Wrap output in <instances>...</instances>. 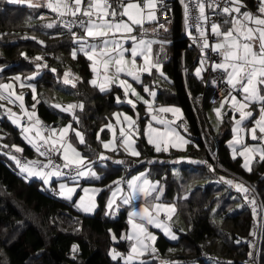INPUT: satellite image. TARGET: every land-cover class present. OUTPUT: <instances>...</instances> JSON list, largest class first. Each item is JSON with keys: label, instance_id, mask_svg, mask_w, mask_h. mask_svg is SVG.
Here are the masks:
<instances>
[{"label": "trees", "instance_id": "obj_1", "mask_svg": "<svg viewBox=\"0 0 264 264\" xmlns=\"http://www.w3.org/2000/svg\"><path fill=\"white\" fill-rule=\"evenodd\" d=\"M40 3L43 6L30 7L22 2L0 0V83L10 81L13 75L21 77L26 82L18 88L24 97V107L48 120L51 126L63 117H72V128L81 131L85 139L84 144L75 141V145L98 173L99 179L94 182L100 185V191L95 197V210L86 213L75 206L79 190L65 199L50 188H42L41 179L22 172V161L29 163L39 158L34 146L37 139L34 143L25 141L20 126L8 117L11 109L20 108L8 98L0 99L3 106L0 107V264H126L121 256L114 260L110 252L124 249L121 234L128 222L127 207L122 205L116 216H111L104 212V205L118 179L141 172L150 180L158 181L159 199L173 202L175 215L181 221L172 226L177 234L174 242L157 235L153 244L157 253H153L150 264L163 260L167 264H247L244 259L249 244L245 240L251 230L252 214L245 204L246 196L243 193L244 202L231 209L232 201L218 195L219 186L212 182L187 188L190 181L208 176L236 179L259 196L263 218L256 264H264V160L255 157L249 171L242 167L239 155L233 158L227 144L233 119L229 112L223 113V107L217 115L218 102L210 101L211 84H205L194 74L197 50L181 33L178 2L171 9L167 30L161 29L158 33L165 40L161 43L166 53L161 63L164 77L151 70V74L142 75L138 87L141 90L147 84L149 90H155L154 108L169 104L180 108V118L170 112L167 113L172 119L158 117L173 122L190 143L182 150L159 152L153 150L144 136L145 106L136 100L135 108L125 101L117 103V97L121 96L119 87L111 86L101 92L98 86L91 85L88 59L81 53L73 59L71 50L77 43L61 28L52 10L43 1ZM243 3L249 10L258 12L253 0H243ZM50 23L53 26L46 27ZM158 46L159 43L154 44V52ZM37 56L43 58L47 67H37L42 61L35 60ZM37 72L33 79H25ZM65 72L71 74L72 83H64ZM29 84L35 88V100ZM14 86L18 87L15 82ZM226 100L228 103L229 97L224 103ZM68 104H83V109H72L71 116L70 112L55 107ZM210 105L219 121L217 133L211 131L205 114ZM116 109L136 117L134 137L139 156L122 150L121 142L115 139L119 131L114 134L113 153L103 150L102 142L110 136L106 126ZM73 116L78 118V123ZM70 138H74L73 131H69ZM13 145L22 151H15ZM101 152L106 154L105 159L98 158ZM181 157L188 165L182 164L179 177H175L171 167ZM116 158L122 163H117ZM215 207H218L219 222L211 215Z\"/></svg>", "mask_w": 264, "mask_h": 264}, {"label": "snow or ice", "instance_id": "obj_2", "mask_svg": "<svg viewBox=\"0 0 264 264\" xmlns=\"http://www.w3.org/2000/svg\"><path fill=\"white\" fill-rule=\"evenodd\" d=\"M12 3L20 2V0H10ZM162 3V0H160ZM197 2L200 4V13L201 17H203L205 20H207V17L204 13L205 4L207 3V0H205L204 3H200V0H197ZM260 7L258 8V12L261 14V16H255L253 13L249 11H241L242 8L246 7L243 3V0H226V3L229 4V6L223 7L220 9V5L217 2V0H212V4H215L217 9H220L223 13H225L229 19L225 21V23H231L232 27L229 28L227 31H222V26L218 25L216 23H213L211 25L212 32L215 33L217 36H222L223 40L221 42H218L215 45H210L207 41V38H205L204 47L209 48L211 47L213 51H219L223 49V62L217 63L214 65V69H222L227 74V83L233 88L237 89L238 91H241L244 93L243 100H238L236 96L231 95L229 93V97L231 100V105L233 108H235L240 113V119L236 120L237 126L241 124V122L249 117L253 116V113L251 111H245L246 108L249 107V103L253 101L259 100L262 104L260 112L261 116L260 119L256 121V125H258L259 133L264 134V89L260 88L259 85H264V0H258ZM27 3L30 7H41L43 6L39 0H37L36 3H33L32 0H27ZM118 7L114 6L113 3H111V0H87V3L85 5V0H47V7L50 8L53 12H57L59 15L64 16L70 14L72 17L76 18L78 16H84L88 17V19L85 20H79L78 24L79 27L84 29V36H78L75 32H72L73 36V43H80V49L79 51L84 52L85 56L88 60L92 61L94 54L98 56L100 62L103 64L104 72L108 73L112 70L114 67L115 72L113 76H105V80L108 84H111L113 82L114 77L118 78L119 74L123 73L127 76L132 77L133 80L139 82L140 77L136 75V72L130 69H127V58L124 56L125 51H129L128 49L123 48V46L116 41L110 42L105 39L109 34L115 35L116 33L126 32V33H132L134 31V28L132 25H138L143 32H147L148 29L144 28L145 19L144 17L147 16V22L157 21V0H128L127 3H124L123 0H117ZM212 4H207L208 7H212ZM147 9V11H146ZM233 13L239 14V16L245 18L251 23H254L256 25L255 28L248 26L245 24L241 19H238L237 16H233ZM185 14L187 16V8L185 9ZM95 15V19H93V16ZM139 16V19L137 18ZM121 17H127V20L131 23H128L124 19H121ZM73 23H76V21H73ZM53 25L47 24L46 27L51 28ZM66 27H68L69 31H71L72 24H66ZM157 27L161 29H165L164 24H157ZM153 32L156 31V28L152 29ZM235 33V35H234ZM201 36H204V33H201ZM85 37L97 39L100 40V44H89L88 41L85 39ZM134 42V47L130 50L131 51V57H132V65L136 66V58L137 56H142L145 64L150 65L148 68H138V71H148L149 74H151V69L155 68L157 71H160V64L157 61L152 60V56L150 55L152 53L151 48V42H145L143 39L137 41L135 36L130 37ZM160 43H164V41H161ZM258 46V50H257ZM242 53V54H238ZM21 55H25L24 53H21ZM73 59L77 56V50H73L71 53ZM25 58H27L25 56ZM43 58L40 56L35 57V60H42ZM37 67H41V65H37ZM43 67H47V65H43ZM231 69V70H229ZM93 73H97L98 69L97 67L91 68ZM52 71H55V69H52ZM200 74V69H197V75ZM71 74L69 72H65L64 74V83L69 84L72 83V80L69 79V76ZM161 75H163V72L161 71ZM17 81H20V86L24 87V83L21 80V77L17 76L14 78ZM25 79L31 80L33 79V76L26 77ZM75 79H79V77H76ZM89 83L93 86H97L96 79H93L89 81ZM120 86L124 89L125 96L127 97L129 95V90H131V96L137 97V99H143L140 97L139 93L133 88L132 84L129 83L125 79L119 80ZM28 87L32 88V91L34 93L33 99H36L35 96V88L32 87V85H27ZM73 87H75V84H73ZM12 84H0V89H11ZM99 89L101 92L106 91V86L104 83L99 84ZM145 92H150L149 88L145 86L144 88ZM14 93H10V95H13ZM150 95L155 96V92H150ZM4 97H0V99H3ZM23 94H16V100L21 101V108L24 109L23 105ZM117 101L120 102L119 97H117ZM14 102V101H10ZM145 103H148V101H144ZM227 100L225 101V103ZM127 103L131 104L133 108H135V102L132 99H128ZM223 106V103H222ZM0 107H3L0 105ZM35 108V104L32 106ZM55 107L61 108L63 111H69L72 109H75L79 107L81 110L83 109V104H68L67 106H61V105H55ZM159 112H179V109L175 108H168V107H160L158 109ZM217 115H220V109L215 110ZM24 114L28 116L29 120L33 116H35V112H27L26 109H24ZM17 113L12 112L11 116H16ZM114 115H124V120L129 121V129L132 133H135L136 129L133 128V125L135 124V121L132 119V117L126 115V114H114ZM154 120L156 119L155 116L152 117ZM73 119L78 121V118L76 116H73ZM158 123H165L162 120H158ZM13 123H16L14 120ZM36 123L39 124L40 121L37 119ZM106 127L111 128V125H107ZM72 130L75 132L76 137L79 138V143L84 144L85 139L83 134L80 131H77L76 129L72 128V125H66L64 128H61L57 130L56 128H51L50 133L51 135L45 137L40 134V132H37L36 135L40 136L41 141L43 144L41 146H37V151H40V147L43 145H49L50 147L46 149V151H40V155H46L47 153L53 151V150H59L57 149V140L53 139L54 136L59 134V140L60 145L59 147L64 149V155L63 159L65 161L64 167H70L75 166L77 175L80 177H84L85 175H92L96 176L97 179L99 177L96 175L95 172H89L86 173L85 171L80 170L84 165L85 157L81 156V154L77 151L76 147L70 142V140H65V137L67 136L69 130ZM22 130L25 134L29 133L31 131V128L28 126H22ZM238 129H234V131H237ZM103 131V129H101ZM252 133V139L258 140L264 138V136H258L257 135V127H253L250 129ZM149 133H155L157 134L158 141L153 140L151 135H149L148 142L150 144H155L156 148L155 150L157 152L161 151L160 142H163L165 137L169 135L168 130H162L158 128L152 127L151 124L147 125L146 129V135ZM120 136L123 138L121 140V143H125V140L127 139L125 132L123 129H121ZM25 139H28V136L25 135ZM97 139L99 140V134L97 136ZM32 143V141H29ZM235 143L239 144L240 141L236 140ZM134 143V141H133ZM36 146V145H34ZM102 146L107 150H113L110 148L109 142H102ZM7 147V146H5ZM15 151H22L21 148L13 145L12 146ZM125 147L127 148V144L125 143ZM71 150V153L75 158H71L68 155V151ZM130 155L133 156H139L140 153L138 151H135L131 148H127ZM163 150H167V148H164ZM250 151H254L253 149H250L247 146H244L243 151L240 153L241 156H245L246 153H249ZM260 159L264 160V151L259 152ZM15 159V157H12ZM101 159H105V157L101 154ZM235 158V156L233 157ZM19 163V161H17ZM30 163H36V162H30ZM52 161L49 160V164H51ZM117 163H122V161H117ZM48 165H45L47 167ZM242 167L247 168L249 171H251V168L249 167V164L246 159V163L242 165ZM21 171H27L29 175H37L41 174L39 172H33L31 168H21ZM45 176L49 175H56L60 176L63 175L60 171H55L53 173H43ZM143 176V174H141ZM140 177H133V181L139 180ZM133 181H129V186L133 188V191H139L143 192L145 195H149L151 191L156 190V186L150 184L148 180H144L142 185H136L133 183ZM49 181L47 179L44 180V183L47 184ZM227 183L232 184L233 181L229 180ZM144 185H148V187H144ZM236 188L241 191L242 193H249L250 189L245 187L243 184H236ZM61 192L60 194L63 195L65 198L70 199L71 195L76 191L75 188H68L65 185L60 186ZM84 191L87 193L89 190L84 189ZM98 191V190H94ZM115 196V193H113ZM156 200H159V197L157 196L155 198ZM84 197L80 198V202L78 204L79 207L82 208L83 211L88 212L91 211L95 205L89 200L88 204L83 203ZM129 199H125L124 203H129ZM113 201L110 200L108 203V207L111 208ZM254 203V201H253ZM153 210H155V216L153 215ZM164 211L166 213H172L175 212V206L171 204H162V203H156L149 207H145L141 211H132L129 213V224L132 225L134 229L137 230L136 235H125L124 239H127L129 241L136 240V243L131 244V251L128 254L126 258V264L128 262L133 261L139 256H143L145 252L148 250L147 241L151 240L155 242L156 236L153 235L148 231V229L145 227L143 222H136L133 220V217H140V220L143 221L147 219L148 224H154L158 228H162L166 235H169L172 240H176L177 236L175 234H172L171 228L168 227L163 223V221L157 222L156 217L160 215V212ZM168 219H171L170 216H168ZM115 239V237H113ZM76 246H73V251H75ZM151 251L153 253L156 252L155 247L151 248ZM110 255H112V258L115 260L117 257H120L121 254L119 252H110Z\"/></svg>", "mask_w": 264, "mask_h": 264}, {"label": "crops", "instance_id": "obj_3", "mask_svg": "<svg viewBox=\"0 0 264 264\" xmlns=\"http://www.w3.org/2000/svg\"><path fill=\"white\" fill-rule=\"evenodd\" d=\"M40 1H43L44 5H47V0H39V2ZM20 2L25 3V4H28L27 3V0H20ZM32 2L33 3H36L37 0H32ZM127 2H128V0H126L124 3H127ZM247 11L253 13L255 16H261V14L259 12L251 11L249 9H247ZM137 18L139 19V16ZM121 19H124L128 23H131L130 21L127 20V17H122ZM144 19L146 21L145 24H144V27H146V29H150L151 24H152L153 21L152 22H147V16H145ZM238 19H241L245 24H247L250 27H253V28L256 27V25L254 23L249 22L248 20H246L243 17L238 18ZM226 20L227 19H225L224 17H221V19L217 23L218 25H221L222 26V30L223 31H227L229 28L232 27V24L231 23H225ZM132 27L134 28V31L132 32V35L135 36V33L134 32L137 31L138 29H140V27L138 25H132ZM181 30H182V27H181ZM124 33H126V32H123L122 31L121 33H116L115 35L109 34V37H111V38H109L107 36L105 39H107L110 42V44H111V41L119 42L123 46V48L129 50V51H125L124 52V56H127L128 57L127 58V61H128V63H127V69H130V70H133V71L136 72V75H138L140 77L139 82L133 80L132 77L127 76V75L121 73V74H119V77L118 78H115L114 77L113 82L111 84H108L106 82V80H105V76L106 75L107 76H113V74L115 72V69L113 67L110 72L105 73L104 72V68H103V64L100 62L98 56H96L95 54L93 56V60L92 61L88 60L89 61V69L91 71V77H90L89 81H91L93 79H96L97 86H99V84H101V83H104L105 86H106V88H108V89L111 86L119 87L121 89V96L119 97L120 102H124V101L126 102L127 99H132L133 101L134 100L139 101L140 103H142L145 106V109L144 110H145V114H147V117L145 119V124H144L143 132H144V136H145V139H146L147 142H148L149 135H151V137H152L153 140H157L158 141L157 134H155V133H149V134L146 135L147 125L148 124H151L152 127H154V128H158V129H162V130H165L166 129L169 132V135L167 137H165L164 141L163 142H160L161 149H164V148H167V150L168 149H176V150H182V149H184L185 146L188 143H190L189 142V139L185 135H183V133L177 128V126L173 122H170L167 119H162V118L158 117L159 115H156L154 113V111H153V109H154L153 97L154 96L151 97L149 95H150V92L151 91L152 92H155V90L154 89H151L150 92H145L144 88H145V86L147 84L142 85L141 90L139 89L138 85H140V81L142 79V75L145 74V73H148V71H138L137 69L138 68H148V67H150V65L145 64V61H144V59H143L142 56H137V58H136V66L135 67L132 65V57H131V51L130 50L134 47L133 40H129V41L123 40L122 43H121L120 40L116 39L117 36H122V35H124ZM84 35H85V33H84V29H83V35L82 36H84ZM234 35H235V33H234ZM149 37H153V41H152V53L155 55V52H154L155 51L154 50V44H158L159 43V45H161L160 42L161 41H165V40H164V38H160L159 36L158 37L149 36ZM219 37L220 38H223L222 36H219ZM85 39L88 41L89 44H100L101 43L100 40H97V39H92V38H88V37H85ZM136 40L139 41L138 39H136ZM79 49H80V43H77L76 47L73 48L71 50V52H73V50H77V53H81V54H83L85 56L84 52L79 51ZM257 50H258V46H257ZM37 64L43 66V65H45V61L42 60L40 63H37ZM92 67H97L98 72L97 73H93L92 70H91ZM151 70L152 71H156V73H158L159 75H161V71L159 72L155 68H152ZM229 70H231V69H229ZM161 76L164 77V74L161 75ZM69 78H70V76H69ZM120 79H125L129 83H131L132 86H133V88H135V90L139 93L140 97H142L143 99H137V97L131 96V90H129V95L127 96L128 97L127 98L125 96L124 89L119 84V80ZM259 87L262 88V89H264V85H259ZM231 89H232L231 90V95L236 96L238 100H243V96H244V93L243 92L238 91L237 89H233L232 87H231ZM1 91L4 92V90H1ZM7 94H9V93H7ZM262 94H264V92H262ZM147 95H148V97H147ZM228 97H229V95H228ZM144 101H148V103H145ZM120 102L117 101V103H120ZM16 104H17V106L20 109H11V111L8 114V117L12 120V122L15 120L16 121L15 124L18 125V126H20L21 134H22V136H23L24 139H25V135L28 136V139H25V141L27 143H30L29 141L31 140L32 143H34L35 139H40V136H37L36 133L37 132H40V134L42 135L43 131H40L37 128V123H36L35 120H32V119L29 120L28 116L24 114V109H26V108L25 107H24V109L21 108V101L17 100V103ZM225 105L226 106H225V109H224L223 113L229 112L230 113V116L233 119L232 120V123H231V129H230L231 135H230V137H229V139L227 141L231 154L233 156L239 155L241 157V159H242V164L243 165L246 163V159H247L248 164L250 163L251 158H253V160L255 159V157L257 159H260L259 152L260 151H263L264 138L260 139V141L253 140L252 139V133H251L250 129H252L253 127H257V135L260 134L261 136H264V134L259 133L258 125H256V121L259 120L260 119V116H261V112H260V109H261V106H262L261 102L259 100H257V101H253V102L249 103V107L246 108L245 111H251L253 113V116L252 117H249V118H247L245 120H243L239 126H237L236 120H239L240 119V113L235 108L232 107L230 97H229L228 103H226ZM164 107L179 109V112H170V113L174 114V116L176 118H180V116H181V110H180V108L178 106L172 105V104L170 105L169 104V105H164ZM115 111L120 112L119 114H126V115L132 117V119L134 121L136 120L135 115H131L130 113L124 111L123 109H116V110L113 111V113ZM12 112L17 113V115L14 116V117L11 116V113ZM27 112H29V111L27 110ZM119 116L124 118V115H119ZM153 116L156 117L155 120L152 118ZM112 119H110L111 121L108 123V125H111V130L115 129L114 130L115 131L114 134H115L118 131V129H117L116 122L113 121L114 119L113 120ZM158 120H162L165 123H158L157 122ZM110 123H112V124H110ZM135 124H136V122H135ZM135 124L133 125V128H135ZM22 126H28V127H30L31 128V131L29 133L25 134L23 132V130H22ZM234 129H238V130L237 131H234ZM129 131H130V129H129ZM134 135L135 134L133 133V141H134V143H133V141H130L129 144H128L129 146L127 145V148H131V149L132 148L133 149L135 148V151H138L137 148H136V146H135V137H134ZM127 140L128 139L125 140V143L128 142ZM236 140H239L240 143L239 144L235 143L234 141H236ZM113 142L115 143L114 136H113ZM125 143H123L124 144V147H121V148L126 153H129L126 150ZM130 143L132 145L134 144L133 147H132V145L130 146ZM150 145H152L153 146V150L155 152H157L155 150L156 145L155 144H150ZM244 146H247L250 149H253L254 151H250L249 153H246L245 156H241L240 153L243 151ZM113 150H107V151L112 152ZM100 154H102L104 157L106 155L105 153H102V152ZM58 156L60 157L59 152H58ZM98 158H99V156H98ZM115 161H119V159L116 158ZM26 168H31V170L33 172H39V173H41V174H37V175H29V174L28 175L29 176H35V177L41 179L42 180L41 181L42 185L45 184L44 183V180L45 179H47L49 181V176L43 175L42 172L40 170L34 168L33 165H29L28 164L26 166ZM24 172L28 173L27 171H24ZM97 176H98V173H97ZM133 177H140V179L139 180H136V181H133ZM61 178L63 179V176ZM145 179L148 180L150 182V184L156 186V190L155 191H151L149 195H145L143 192H139V191L134 192L133 191V188L129 186V181H133V183L136 184V185H142L143 184V181ZM54 180L55 179H52L51 181H49L46 184L47 187H49L51 189V186H49L48 184H52L54 182ZM91 183H93V184L95 183L94 182V179H93V181ZM81 184L82 185H85L86 183L85 182H81ZM114 186H118V187H116V189L112 190L111 191L112 193L110 194V196H111L110 197V200L113 201L112 207L115 208V213H117V209H119L122 205L123 206L125 205L127 207V219L128 220H129V213L132 212V211H134V210L141 211V213H142L143 208H145V207L151 208V206L154 205V204H156V203L174 205L173 202L162 201L160 199L159 200H156L155 199L157 196L159 197V194H160L159 183L156 180H150L145 175L141 176V174H135V175L133 174L132 176H129L127 179L120 178V179L117 180V182H116V184ZM43 187L45 188V186H43ZM144 187H148V185H144ZM98 188H99V191H100V187H98ZM77 190H79V189H77ZM54 191H55V193H57V190H54ZM95 192H97V191H95ZM98 192H97V194H98ZM113 193H115V196L113 195ZM97 194H96V196H97ZM108 195H109V193L107 194V197H108ZM81 197H84L83 203L88 204L89 203V200H91V202L96 207L95 197L92 198V196H90V195H88V194H86L84 192V193L79 194V196H77V198L75 200V206L79 210H81L82 212H85V211L82 210L81 207L78 206ZM65 199H67V198H65ZM125 199H129L130 202L129 203H124V200ZM95 207H93L91 211H88L86 213L93 212L95 210ZM175 211H176V209H175ZM153 215L155 216V210H153ZM174 215H175V212L166 213L164 211H161L160 212V215L156 217V220H157V222H159V221L162 220L165 225H167L168 227L171 228L172 234H175L177 236L176 232L172 228V226L175 225V224H177V223H173V221H171V219H168V216H170L172 218ZM133 220L136 221V222H143L144 225H145V227L148 229V231L150 233H152L153 235H155L156 237H157L158 234H161V235H163L165 237V239L167 241H169V242H174L175 241V240H172L169 235H166L165 232H164V230L162 228H158L154 224H148L147 223V219L141 221L140 220V217L137 216V217H133ZM136 234H137V230L134 229L132 227V225L129 224V222H127L126 229L121 234V238L124 237L125 235H136ZM122 239H123V242H125L127 240V239H124V238H122ZM133 243H136V240H132V241L127 240V244L126 243L124 244V249L119 252L121 254V258L125 262H126V258L128 256V254L131 251V244H133ZM153 244H154L153 241L148 240L147 241L148 250L145 252V254L143 256L137 257L136 259H134L131 262H128V264H150V261H151L152 256L155 255L151 251V248L153 247ZM155 253H157V252H155ZM158 264H167V261L166 260H163V261H161Z\"/></svg>", "mask_w": 264, "mask_h": 264}, {"label": "built area", "instance_id": "obj_4", "mask_svg": "<svg viewBox=\"0 0 264 264\" xmlns=\"http://www.w3.org/2000/svg\"><path fill=\"white\" fill-rule=\"evenodd\" d=\"M126 0H123L125 2ZM178 2L180 7V14H181V33L183 36L188 40L189 44L195 47L197 50V58H196V64L194 66V74L198 79H202L204 83L206 84L209 82L211 84V91H210V101L211 102H218V109L221 108L222 103L224 102L225 98L228 97L229 93H231V86L227 83V75L222 69H214V65L217 63L223 62V49L219 51H213L211 47L205 48L204 42L205 38H207V41L210 45H215L218 42H221L223 38H220L215 33L212 32L211 25L213 23H218L221 17H224L225 19H229V17L223 13L220 9L223 7L229 6V4L226 3V0H217V2L220 5V9H217L215 4H212V0H207V3L205 4L204 13L207 17V20H205L203 17H201L200 13V4L197 2V0H162V3L160 0H157V21H153L151 24L150 29H148L147 32H143L142 29H138L135 31L136 39L140 40L143 37H149V36H155L158 37V33L161 30V28L157 27V24H166L171 20L172 13L171 9L173 7V4L175 2ZM205 0H200V3H204ZM87 3V0H85V5ZM111 3H113L114 6L118 7L117 0H111ZM207 4H212V7H208ZM253 4L255 8L258 10L260 7V4L258 0H253ZM245 5V4H244ZM187 8V16L185 14V9ZM247 7H244L241 9V11H247ZM53 12V11H52ZM54 17L58 24L61 26V28L68 33L70 36H72V32H75L78 36L83 35V29L79 27L78 21L79 20H87L88 17L84 16H78L76 18L72 17L70 14L61 16L57 12H53ZM233 16H237V18H241L239 14L233 13ZM122 18V17H121ZM93 19H95V15L93 16ZM73 21H76V23H73ZM66 24H72L71 31H69L68 27H66ZM146 28V27H144ZM156 28V31L153 32L152 29ZM204 33V36H201V33ZM73 37V36H72ZM242 54V53H238ZM156 59L162 63L165 60V49L162 45H159L156 52H155ZM200 69V74L197 75V69ZM99 87V86H98ZM108 90V88H106ZM155 111L158 112L159 116L164 115V117H167L168 119H172V115L164 112H159V108H154ZM32 120H39L40 123L37 124V127L40 131H47L51 128V123L44 119L40 118L37 115L33 116L31 118ZM22 120V119H21ZM112 124V123H111ZM258 136H261L258 134ZM118 143L121 142L122 137L120 135H117L115 137ZM257 141H260L258 139ZM36 148L37 146H41L43 142L41 139H37L35 141ZM50 145H43L40 147V151H46L47 148H49ZM40 151H38L39 158H37L35 161L36 163H27L26 161H22V166L26 167L28 164L33 165L34 168L40 170L43 173L49 170H57L63 173V176L66 177H75L77 176V171L75 166L70 167H64V162L60 159L58 156L57 150H53L46 155H40ZM49 160L52 161L51 164H49ZM45 165H48L45 167ZM247 188L250 189V192L245 194V204L248 207V209L251 211V218H250V226L251 230L246 237V242L249 244V252L247 256L245 257L244 261L247 264H256L257 263V257H258V244L260 239V230H261V223H262V213H263V206L262 202L259 198V196L254 192H252L251 187L247 186ZM254 201V203H253ZM127 244V240L125 241Z\"/></svg>", "mask_w": 264, "mask_h": 264}, {"label": "rangeland", "instance_id": "obj_5", "mask_svg": "<svg viewBox=\"0 0 264 264\" xmlns=\"http://www.w3.org/2000/svg\"><path fill=\"white\" fill-rule=\"evenodd\" d=\"M146 11H147V9H146ZM223 31V30H222ZM131 36H134V35H132V33H124V35H122V36H117L116 37V39H118V40H120V42L122 43V41L123 40H127V41H129V40H132L130 37ZM109 37V36H108ZM109 38H111V37H109ZM112 40V39H111ZM143 40L145 41V42H151V48H152V41H153V37H143ZM112 42V41H111ZM151 56H152V60L153 61H157V62H159L157 59H156V56L153 54V53H151L150 54ZM126 58H128L127 56H125ZM165 57H166V53H165ZM159 64H160V71H161V63L159 62ZM159 71V72H160ZM38 74V72L37 73H33V74H31V75H29V76H36ZM28 76V77H29ZM13 78L10 80V81H2L0 84H12V88L11 89H1V90H4V92H2L1 90H0V96H2V97H6V98H8L9 100V102L10 101H14V103H17V100H16V94H21L20 92H21V90L20 89H18V88H20L21 86H20V81H17V80H15L14 82H15V84L18 86L17 88L14 86V82L12 81V80H14V78L15 77H17V75H13L12 76ZM22 80V79H21ZM23 83H24V85H25V81H23ZM152 92V91H151ZM7 93H9V94H7ZM10 93H14L13 95H10ZM4 95V96H3ZM149 96H151L152 97V95H149ZM4 97V98H5ZM128 98V97H127ZM126 98V99H127ZM128 100V99H127ZM127 100H126V102H127ZM10 103H12V102H10ZM218 105H219V103H217V107H218ZM62 106V105H61ZM64 106H67V105H64ZM225 103L223 102V106H221V107H223V110L225 109ZM221 109V108H220ZM68 112H70L71 113V110H69ZM120 112H118V111H115L114 113L112 112V115H111V118H113L112 120L113 121H115L116 122V124H117V129H118V131L119 132H121V129H123L124 130V132H125V135H126V137H127V141L128 142H126V144L128 145L129 144V142L130 141H133V133L131 132V131H129V121H125L124 120V118L123 117H120L119 115H114V114H119ZM205 114H206V117H207V121H208V123H209V126H210V128H211V131L213 132V133H217V132H219V121H218V117L216 116V114H215V112H214V110H213V105H210V107H208L207 109H206V112H205ZM71 116H72V113H71ZM71 118L72 117H70V116H68L67 118L66 117H63L62 119H59L57 122H59L58 124H56V125H53V126H51V128H56L57 130H59V129H61V128H64L66 125H69L70 124V121H71ZM111 121V120H110ZM109 121V122H110ZM108 122V123H109ZM111 124V123H110ZM108 125V124H107ZM50 128V129H51ZM109 128V127H108ZM50 129L49 130H47L46 132H43L42 133V136H45V137H47V136H49V135H51V133H50ZM109 130H110V136L108 137V138H106L103 142H109L110 143V148H114V142H113V136H114V130L115 129H113V130H111V128H109ZM69 131H72L71 129L69 130ZM77 131H79V130H77ZM74 132V131H73ZM81 132V131H80ZM82 133V132H81ZM68 135H69V132H68V134H67V136L65 137V140H70V142L74 145V147H76V145H75V141H77V142H79V138L78 137H76V135H75V132H74V138L73 139H68ZM53 139H56L57 140V149H59L58 150V152H59V155H60V158H61V160L62 161H64V159L62 158L63 157V155H64V149H62V148H60L59 147V145H60V140H59V134H57L56 136H54L53 137ZM228 141V140H227ZM228 144V143H227ZM50 145V144H49ZM119 145V144H118ZM132 144L130 143V146H131ZM134 145V144H133ZM133 145H132V147H133ZM119 146H121V147H124V144L123 143H120V145ZM129 146V145H128ZM76 149H77V151L79 152V149H78V147H76ZM133 149V148H132ZM103 150L104 151H106L107 149H105L104 147H103ZM126 150H127V148H126ZM133 150H135V148L133 149ZM128 151V150H127ZM80 153V152H79ZM7 155L9 156L10 155V153H7ZM68 155H69V157H71V158H75L74 156H73V154L71 153V150H69L68 151ZM82 156V155H81ZM101 156V154H99V157ZM11 157H15V155H12ZM83 157H85V156H83ZM86 158V157H85ZM175 160V159H174ZM253 161V158H251V161H250V163H249V167H250V164H251V162ZM65 162V161H64ZM182 164H186V165H188V163H187V160L184 158V157H181L180 159H177L176 158V162L175 163H173V165H172V172H173V174H174V176L175 177H179V173H180V167H181V165ZM21 168H26V167H24V166H22ZM245 168V167H244ZM246 170H248L247 168H245ZM80 170H82V171H85L86 173H89V172H95L96 173V175H97V172H96V170L94 169V168H92V166H91V164H90V162H89V160H87V159H85L84 160V165H83V167L80 169ZM55 171H57V170H49V171H46L45 173H53V172H55ZM141 174H143L144 175V173L143 172H141ZM63 175H60V176H56V175H49V181H51L52 179H55V182L54 183H52V184H48L49 186H51V189L52 190H57V193L59 194H57L58 196H60V197H63V198H65L63 195H61L60 194V192H61V189H60V186L61 185H65L66 187H68V188H75L76 189V191H77V189H79V194H81V193H84L85 191H84V189H88L89 191L86 193V194H88V195H90V196H92V198L93 197H95L96 196V194H97V192L99 191V188L98 187H100V185H98V184H96V182L93 184V183H91L92 181H93V179H95V181H96V176H92V175H90V174H88V175H85L84 177H80V176H76V177H73V178H68V179H62L61 177H62ZM82 180H85V181H87V182H85L86 184L85 185H82L81 184V182H82ZM229 180H231V181H233V183L232 184H229V183H227V181H229ZM208 182H212L213 184H215L216 186L218 185L219 186V189H218V195H223V197H227V198H229L231 201H232V207H231V209H233V208H235V207H238L239 205H241L243 202H244V195H243V193L241 192V191H239L237 188H236V184H241V182L240 181H238V180H236V179H233V178H230V177H216V178H210V176H208L207 178H204V179H198V180H193V181H190L188 184H187V188L188 189H191V188H193L194 186H203L204 184H206V183H208ZM227 185L229 186V187H227ZM43 186H45V188H47V189H49V187H47V185L46 184H44V185H41V187L42 188H44ZM217 186V187H218ZM116 187H118V186H114V187H112L110 190H109V195H108V197H106V200H105V205H104V207H105V209H104V212L106 213V214H109V215H111V216H116V214L117 213H115V208L114 207H112L111 206V208H109L108 207V203H109V201H110V194L112 193L111 191L112 190H114V189H116ZM94 190H98L97 192H95ZM75 191V192H76ZM75 192L71 195V197H73L74 196V194H75ZM79 194H78V196H79ZM68 199V198H67ZM211 215H212V218L216 221V222H219V220H220V217L218 216V207L216 208H214L213 210H212V212H211ZM171 221H173V223H181V221H180V218H179V216L176 214V215H174L172 218H171ZM112 256V255H111Z\"/></svg>", "mask_w": 264, "mask_h": 264}]
</instances>
